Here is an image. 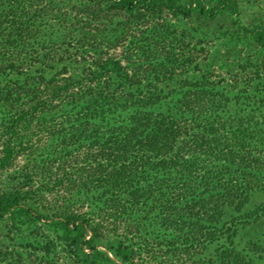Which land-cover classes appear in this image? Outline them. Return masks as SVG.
<instances>
[{
    "label": "trees",
    "instance_id": "obj_1",
    "mask_svg": "<svg viewBox=\"0 0 264 264\" xmlns=\"http://www.w3.org/2000/svg\"><path fill=\"white\" fill-rule=\"evenodd\" d=\"M27 1L0 0V218L43 221L40 211L50 200L49 219L61 226L67 252L78 264H144L136 261L138 250L128 237L110 248L116 261L100 250L102 228L70 204L76 192L107 188L105 204L117 214L142 209L152 199L158 224L184 238L179 244L184 252L231 240L225 210L240 213L255 192H264V110L231 114V103L240 100L205 74L187 80L171 108L156 113L169 98L129 77L119 63L101 65L100 73L82 78L70 76L65 66L56 71V60L34 34L29 11L38 6ZM97 1L130 13L183 18L214 19L227 12L264 48V28L242 24L237 0L213 7L205 0ZM254 75L261 80L259 72ZM262 88L241 98L242 105L264 107ZM116 109L133 112L127 119L108 118ZM42 139L52 149L37 147ZM38 150L45 160L35 157ZM62 193L65 203L57 204L54 197ZM248 249L262 248L249 243ZM220 262L253 264L228 248Z\"/></svg>",
    "mask_w": 264,
    "mask_h": 264
},
{
    "label": "rangeland",
    "instance_id": "obj_2",
    "mask_svg": "<svg viewBox=\"0 0 264 264\" xmlns=\"http://www.w3.org/2000/svg\"><path fill=\"white\" fill-rule=\"evenodd\" d=\"M29 1L38 6L29 11L34 34L50 58L56 60L52 63L56 71L65 66L70 76L82 78L90 72L100 73L101 65L119 63L129 77H135L144 87L162 89L159 95L169 98L153 109L156 113L171 108V100L177 98L187 80L193 82L194 77L205 74L216 85L231 91L235 100H240V104L231 103V114L264 110L262 105L247 108L241 99L263 89L264 48L243 33L236 17L230 13L214 19L198 14L183 18L168 12L130 13L120 6L97 0H28L26 3L30 6ZM220 1L205 0L210 7ZM180 2L188 5L191 0ZM237 2L243 25L264 28V0ZM196 66L201 73L195 72ZM256 71L261 74V80L254 78ZM248 73L254 78L249 85ZM109 78L119 82L111 74ZM260 93L264 96V90ZM132 112L116 109L108 118L127 119ZM35 144L45 152L51 148L44 140ZM40 151L35 152V157L43 161L46 156L41 158ZM107 191V188L95 193L80 191L69 199L73 209L86 213L94 225L102 228L99 249L113 260L110 248L128 237L138 250L136 261L144 264H222L220 256L224 248L236 250L253 264H264V192H255L240 213L225 210L223 223L230 224L231 240L224 237L206 242L197 251L184 252L179 246L184 238L179 239L181 235L165 231L158 224L157 205L152 199H147L142 209L131 208L117 214L105 204L103 194ZM63 197V193L55 196L54 202L65 203ZM40 212L46 216L40 222L0 218V264H78L67 252L61 226L49 219L53 212L50 200ZM136 224L138 228L134 227ZM127 225L130 231H126ZM249 243L262 249L252 252L248 249Z\"/></svg>",
    "mask_w": 264,
    "mask_h": 264
}]
</instances>
